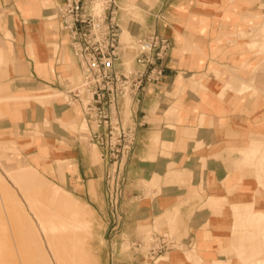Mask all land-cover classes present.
Returning a JSON list of instances; mask_svg holds the SVG:
<instances>
[{
	"label": "crops",
	"instance_id": "1",
	"mask_svg": "<svg viewBox=\"0 0 264 264\" xmlns=\"http://www.w3.org/2000/svg\"><path fill=\"white\" fill-rule=\"evenodd\" d=\"M45 1L26 0L24 12L39 16ZM62 1L55 0L53 15L60 24V36L66 38L57 17ZM246 9L241 0H157L150 12L142 8L140 25L131 23L136 34L158 32L169 38L172 52L164 81L152 85L135 106L136 143L121 170L130 185L123 202L127 214L115 228L129 226L133 242L141 238L140 227L147 228L156 219L179 226L180 248L172 249L161 264H248L249 252L240 256L233 251V232L244 221L246 203H253L251 212L258 213L264 212V202L260 198L253 202L256 177L236 169L238 155L231 148H245L252 139L262 138L258 125L264 120L263 94L240 90L251 85L264 88V79L253 72L257 61L249 53V41L235 38L239 29L250 26L242 19ZM47 27L27 44L29 58L40 75L52 70L46 49L53 32ZM57 48L55 41L53 50ZM68 69L67 61L65 73L71 77ZM228 82L240 90L228 89ZM34 114L39 116L37 108ZM157 136L161 142L156 148L152 141ZM79 144L71 152L74 173L67 174L68 182L76 186L72 191L87 203L92 198L106 202V161L102 158V164H96L90 150ZM228 150L230 160L223 158ZM169 172V183L158 194L139 189L140 181L158 175L164 182ZM184 175L189 178L186 187L180 184ZM244 245L247 251L249 245ZM134 252L131 249L125 255L139 258ZM137 261L135 264H144Z\"/></svg>",
	"mask_w": 264,
	"mask_h": 264
},
{
	"label": "rangeland",
	"instance_id": "2",
	"mask_svg": "<svg viewBox=\"0 0 264 264\" xmlns=\"http://www.w3.org/2000/svg\"><path fill=\"white\" fill-rule=\"evenodd\" d=\"M118 1L124 52L130 53L131 38L137 35L131 23L140 25L144 20L142 8L150 12L157 0ZM241 1L247 8L243 22L250 26L245 31L239 29L235 38L249 41V53L257 61L253 72L264 79V0ZM24 2L0 0V264H135L138 259L144 264H161L172 249L180 248L179 226L156 219L153 225L140 227L141 238L133 242L128 235L129 226L121 224L115 228L117 221L126 219L123 202L130 185L121 170L133 149L122 163L114 165L105 159L106 202L92 198L90 204L78 197L79 193H73L76 186L68 182L67 174L72 175L75 169L71 158L74 144L82 143L90 150L96 164L103 162L102 149L90 141L89 127L79 105L71 108L66 102L65 91L80 81L81 73L78 74L67 37L60 36V24L53 15L57 3L45 1L39 16H35L24 12ZM43 27L53 32L46 49L52 70L40 75L29 58L27 44L30 37L39 36ZM67 61L71 77L65 73ZM236 85L228 82L227 88L239 91L240 86ZM245 90L262 93L264 98V88L243 86L240 92ZM47 93L54 97L43 98ZM33 115L34 121H29ZM131 116L134 118V114ZM258 126L263 131L260 140L252 139L250 144H244L245 148H231V152L238 155L236 169L244 170L245 176L256 177L253 202L259 198L264 202V120ZM152 142L156 147L161 142L159 136ZM163 147L168 149L166 144ZM231 152L226 151L223 158L230 160ZM170 173L164 182L162 177L153 175L148 181H140L138 187L147 194H158L162 185L169 183ZM180 179L186 187L187 175ZM252 204L245 205V218L233 232L232 247L235 246L236 255L249 252L246 263L264 264V212L252 213ZM93 206L101 209L94 210ZM131 249L139 258L125 255Z\"/></svg>",
	"mask_w": 264,
	"mask_h": 264
},
{
	"label": "built area",
	"instance_id": "3",
	"mask_svg": "<svg viewBox=\"0 0 264 264\" xmlns=\"http://www.w3.org/2000/svg\"><path fill=\"white\" fill-rule=\"evenodd\" d=\"M57 17L81 70L80 81L65 91L66 102L82 107L89 139L103 158L122 163L136 143L130 115L148 89L164 81L172 43L158 32L137 34L124 52L118 0H63Z\"/></svg>",
	"mask_w": 264,
	"mask_h": 264
},
{
	"label": "bare ground",
	"instance_id": "4",
	"mask_svg": "<svg viewBox=\"0 0 264 264\" xmlns=\"http://www.w3.org/2000/svg\"><path fill=\"white\" fill-rule=\"evenodd\" d=\"M76 67H77V70H78V74L80 75V73H81V70H80V68L78 67V64H77V62H76ZM4 226V225H3ZM4 227H6V226H4ZM6 229V228H5ZM5 254V253H4ZM4 257V256H3Z\"/></svg>",
	"mask_w": 264,
	"mask_h": 264
}]
</instances>
